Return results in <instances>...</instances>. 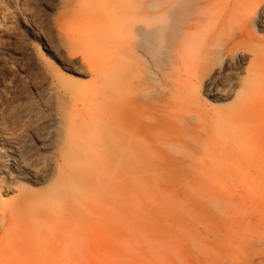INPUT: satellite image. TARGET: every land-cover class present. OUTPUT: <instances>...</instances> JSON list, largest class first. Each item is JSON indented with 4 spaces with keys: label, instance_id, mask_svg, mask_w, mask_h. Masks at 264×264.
Here are the masks:
<instances>
[{
    "label": "rangeland",
    "instance_id": "obj_1",
    "mask_svg": "<svg viewBox=\"0 0 264 264\" xmlns=\"http://www.w3.org/2000/svg\"><path fill=\"white\" fill-rule=\"evenodd\" d=\"M146 1L0 0V264H264V0L196 3L169 113L196 115L201 154L179 178H122L97 127L112 97L92 88L113 17Z\"/></svg>",
    "mask_w": 264,
    "mask_h": 264
},
{
    "label": "bare ground",
    "instance_id": "obj_2",
    "mask_svg": "<svg viewBox=\"0 0 264 264\" xmlns=\"http://www.w3.org/2000/svg\"><path fill=\"white\" fill-rule=\"evenodd\" d=\"M203 1L147 0L139 3L136 1L132 5L136 11L133 13L118 12L113 17L111 72L106 82L100 83L92 90L95 92L100 90L103 93L108 91L112 97L111 100L107 101L108 110L105 113V115L110 114V117L109 119L106 118L108 120H104L103 115L99 116L97 127L100 133L104 135L102 139L109 143L108 157L111 169L116 176L122 178H174V176L182 173L181 169L184 168L187 160L191 157L196 159L201 154V150L196 146H201L205 137L202 135L196 137L194 134L200 129L193 124L196 115L193 116L191 112V118L188 121L193 117L194 119L189 123L181 116L169 113V111L174 110V113L177 114L175 110L179 107L177 105L180 98L179 83L182 87H186L182 81L177 79L178 82L176 83L174 79L176 77L169 71H174L178 67L179 59H183L185 46L192 44L194 38L196 39L201 34L198 24H201L202 21L198 19L199 14L196 15V12L203 8V6L198 5ZM197 2L198 4H196ZM197 5L201 7L197 8ZM195 9L199 11H195ZM193 12H195L194 15L198 16L197 19L196 16H192ZM225 23L224 20L221 25L223 26ZM248 26H245V34L249 32ZM218 33L216 31V34ZM200 40L198 39L196 42L199 45ZM209 41L211 42V40ZM210 42L207 46L210 45ZM214 42H212L213 49L219 52L218 47L223 43L215 46ZM203 43L202 45H204ZM192 46L190 48H193ZM208 48L211 49L212 47L208 46ZM190 50L193 52L194 49ZM187 52L190 54L189 51ZM220 53L217 54L218 60L222 56ZM214 58L217 60L216 57ZM210 68L206 67L204 72L209 74L212 71ZM250 73L251 70L248 69L247 74ZM227 75L229 76V74ZM228 76L227 78L230 77ZM231 77L233 78V76ZM227 78L225 77L224 80L232 83V78L231 80ZM170 80H174V83ZM106 83H108V88H106ZM238 86L247 88L249 81L239 80ZM208 148L210 149V147ZM15 167L20 168L18 160L13 161V168ZM183 171L188 173L187 169H183ZM65 193L64 187L58 191L59 196H63Z\"/></svg>",
    "mask_w": 264,
    "mask_h": 264
}]
</instances>
